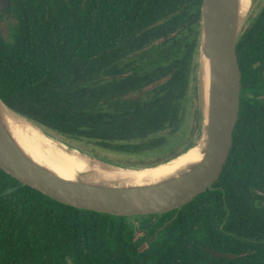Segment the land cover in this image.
<instances>
[{
    "label": "trees",
    "instance_id": "obj_1",
    "mask_svg": "<svg viewBox=\"0 0 264 264\" xmlns=\"http://www.w3.org/2000/svg\"><path fill=\"white\" fill-rule=\"evenodd\" d=\"M202 1L12 0L4 14L14 32L6 39L0 29V99L95 156L168 147L185 127ZM263 21L264 8L255 34ZM236 49L242 69L243 34ZM155 52L166 57L138 71ZM246 160L239 121L213 189L135 216L137 230L129 217L66 205L0 167V264H264V165Z\"/></svg>",
    "mask_w": 264,
    "mask_h": 264
},
{
    "label": "water",
    "instance_id": "obj_2",
    "mask_svg": "<svg viewBox=\"0 0 264 264\" xmlns=\"http://www.w3.org/2000/svg\"><path fill=\"white\" fill-rule=\"evenodd\" d=\"M12 0H0V16L11 8ZM245 0H203L200 13L197 68L203 83L205 110L201 113L199 156L178 171L158 178L132 181L106 170L138 171L156 167H133L100 160L45 131L27 120L0 99V167L7 174L66 205L113 216L158 215L181 208L213 185L220 177L232 146L238 120L241 72L237 43L244 20ZM201 111V110H200ZM19 117L49 137L86 155L96 170L61 175L19 138L13 118ZM181 153V152H180ZM114 171V172H116ZM109 173V172H108ZM257 192V191H256ZM264 206V202L260 204ZM67 264H73L69 256Z\"/></svg>",
    "mask_w": 264,
    "mask_h": 264
},
{
    "label": "bare ground",
    "instance_id": "obj_3",
    "mask_svg": "<svg viewBox=\"0 0 264 264\" xmlns=\"http://www.w3.org/2000/svg\"><path fill=\"white\" fill-rule=\"evenodd\" d=\"M254 4V0H245L244 13L248 14ZM199 78V77H198ZM203 86V83H202ZM200 86V110H205V95L203 87ZM198 91V90H197ZM199 94V93H198ZM13 124L22 142L34 153V155L61 175H74L75 173H87L90 171H100L93 167L95 162L86 155L67 147L49 137H45L38 129L30 125L25 120L14 117ZM197 142H192L179 155L170 161L152 168L139 169L138 171L106 170L107 174H115L121 178H131L132 181H142L145 179H158L170 175L179 169L189 165L199 156ZM102 171V170H101ZM116 171V172H114ZM109 172V173H108Z\"/></svg>",
    "mask_w": 264,
    "mask_h": 264
},
{
    "label": "flooded vegetation",
    "instance_id": "obj_4",
    "mask_svg": "<svg viewBox=\"0 0 264 264\" xmlns=\"http://www.w3.org/2000/svg\"><path fill=\"white\" fill-rule=\"evenodd\" d=\"M263 8L264 5L255 16H249L240 34H243V68L240 69L241 90L237 123L240 121V133L247 159L245 165H264V24L258 34L253 30ZM258 193L264 198V192ZM256 201L259 205L264 202L260 199Z\"/></svg>",
    "mask_w": 264,
    "mask_h": 264
},
{
    "label": "rangeland",
    "instance_id": "obj_5",
    "mask_svg": "<svg viewBox=\"0 0 264 264\" xmlns=\"http://www.w3.org/2000/svg\"><path fill=\"white\" fill-rule=\"evenodd\" d=\"M263 5H264V0H254V4L252 8L244 20L242 31L246 26L249 16L250 15H252V17L255 16L261 10ZM14 28H15V21L12 18V16H10L9 14H3V16L0 17V29L2 31L3 36L6 39H9V37L12 35V33L14 32ZM164 57H166L165 54L160 55V52H155L150 60L138 64L139 65L138 71L140 69L141 70L153 69L158 63L162 62V59H164ZM198 77H199L198 69H196L192 75V80L190 83V88L187 97L188 99H187L185 127L180 133L175 135V138L171 142L170 146L159 149L155 152L141 154V155H123V154L110 153L102 150H96V153L98 154V156L96 157L100 160H105L112 164L122 165V166L129 163L131 164L150 163L154 165L156 164V162H159L160 160L167 157L169 153L173 151V149L178 150V153H180L183 150H185V148L188 147L192 142L196 143L200 137L199 126L198 127L196 126V122L198 121L199 124L201 122L200 88H199L200 81ZM194 130L196 132H194ZM69 145H71L76 149L83 150L85 152L90 151V147H85V145L82 144L73 143ZM134 217L135 216L129 217V223L133 229L135 228L137 230V227L141 221L139 219H135Z\"/></svg>",
    "mask_w": 264,
    "mask_h": 264
}]
</instances>
